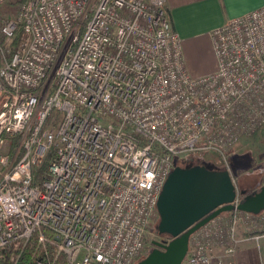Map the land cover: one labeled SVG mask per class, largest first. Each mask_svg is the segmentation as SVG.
<instances>
[{
    "label": "built area",
    "instance_id": "obj_1",
    "mask_svg": "<svg viewBox=\"0 0 264 264\" xmlns=\"http://www.w3.org/2000/svg\"><path fill=\"white\" fill-rule=\"evenodd\" d=\"M211 42L216 69L195 78L165 0H26L0 15V264H137L187 155L215 154L236 186L226 154L264 128V6ZM262 234L264 211L231 212L190 236L181 264H235Z\"/></svg>",
    "mask_w": 264,
    "mask_h": 264
},
{
    "label": "water",
    "instance_id": "obj_2",
    "mask_svg": "<svg viewBox=\"0 0 264 264\" xmlns=\"http://www.w3.org/2000/svg\"><path fill=\"white\" fill-rule=\"evenodd\" d=\"M156 207L158 236L170 240L167 244L153 242L152 251L137 264H181L190 236L212 220L234 211L253 215L264 211V185L245 196L227 171L202 165L176 166L163 185Z\"/></svg>",
    "mask_w": 264,
    "mask_h": 264
},
{
    "label": "crops",
    "instance_id": "obj_3",
    "mask_svg": "<svg viewBox=\"0 0 264 264\" xmlns=\"http://www.w3.org/2000/svg\"><path fill=\"white\" fill-rule=\"evenodd\" d=\"M262 6L264 0H165L171 27L181 41L188 73L195 78L213 73L216 61L211 32L227 20ZM239 235L245 234L239 231ZM221 256L217 251L216 257ZM234 261L235 264H264V234L241 243Z\"/></svg>",
    "mask_w": 264,
    "mask_h": 264
},
{
    "label": "rangeland",
    "instance_id": "obj_4",
    "mask_svg": "<svg viewBox=\"0 0 264 264\" xmlns=\"http://www.w3.org/2000/svg\"><path fill=\"white\" fill-rule=\"evenodd\" d=\"M26 0H0V15L4 19H14L19 9ZM231 174L235 180L238 190L245 191V196L256 193L264 185V128L256 134L241 139L227 154ZM202 165L208 169L221 171L219 160L215 154L187 155L176 163L181 168H189L195 165ZM243 196H240L241 200ZM230 213H223L219 217L225 221L230 218ZM159 218L153 221L149 227V235L146 239L145 251L149 254L154 246L150 243L155 236H158ZM242 233V229H239ZM147 256V255H146ZM144 256L142 259H144ZM141 259V260H142ZM140 261V260H139ZM137 261V263L139 262Z\"/></svg>",
    "mask_w": 264,
    "mask_h": 264
},
{
    "label": "trees",
    "instance_id": "obj_5",
    "mask_svg": "<svg viewBox=\"0 0 264 264\" xmlns=\"http://www.w3.org/2000/svg\"><path fill=\"white\" fill-rule=\"evenodd\" d=\"M165 11H166V9H165ZM166 13H167V11H166ZM167 16H168V13H167ZM168 17H169V16H168ZM197 165H198V164H197ZM209 170H214V169H209ZM240 191H241V190H240ZM230 215H231V213H230ZM162 237H164V238L167 239V240H170L169 237H166V236H162ZM31 252H32V249H28L27 252L25 253L26 256L31 255ZM58 264H63L62 260H60V262H59Z\"/></svg>",
    "mask_w": 264,
    "mask_h": 264
}]
</instances>
